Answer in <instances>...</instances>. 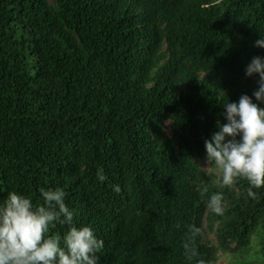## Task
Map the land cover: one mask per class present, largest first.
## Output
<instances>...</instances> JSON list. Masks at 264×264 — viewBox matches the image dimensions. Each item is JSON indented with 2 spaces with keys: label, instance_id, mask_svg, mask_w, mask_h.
Listing matches in <instances>:
<instances>
[{
  "label": "trees",
  "instance_id": "1",
  "mask_svg": "<svg viewBox=\"0 0 264 264\" xmlns=\"http://www.w3.org/2000/svg\"><path fill=\"white\" fill-rule=\"evenodd\" d=\"M256 229L264 258V0H0V264H214Z\"/></svg>",
  "mask_w": 264,
  "mask_h": 264
},
{
  "label": "rangeland",
  "instance_id": "2",
  "mask_svg": "<svg viewBox=\"0 0 264 264\" xmlns=\"http://www.w3.org/2000/svg\"><path fill=\"white\" fill-rule=\"evenodd\" d=\"M170 132V124L166 123L165 133ZM208 216L204 219V227L206 229L207 239L212 243H217V227L218 222L212 223V229L208 228ZM261 233L256 229L250 239V242L245 247L235 248L231 251L217 249V260L214 264H264L263 255L260 252L259 239ZM236 243H231L234 248Z\"/></svg>",
  "mask_w": 264,
  "mask_h": 264
}]
</instances>
